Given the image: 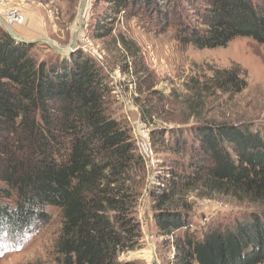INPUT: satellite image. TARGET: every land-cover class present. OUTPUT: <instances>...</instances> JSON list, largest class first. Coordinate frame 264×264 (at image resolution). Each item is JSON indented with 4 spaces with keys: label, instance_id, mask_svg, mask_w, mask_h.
<instances>
[{
    "label": "trees",
    "instance_id": "trees-1",
    "mask_svg": "<svg viewBox=\"0 0 264 264\" xmlns=\"http://www.w3.org/2000/svg\"><path fill=\"white\" fill-rule=\"evenodd\" d=\"M165 1L105 0L116 13L153 6L178 43L199 50L236 38L264 44V0H208L175 18V9L169 17L160 9ZM30 51L0 28V240L30 233L53 206L62 217L60 264H115L140 239L132 181L143 160L129 130L107 114L108 83L93 59L78 51L47 64ZM223 73L237 91L246 86L239 71ZM189 133L188 174L168 170L157 179L167 190L150 192L158 233L175 236L173 264H264V126L196 124ZM172 134L169 151H179L186 143ZM199 184L257 209L196 237L188 211L169 204Z\"/></svg>",
    "mask_w": 264,
    "mask_h": 264
},
{
    "label": "rangeland",
    "instance_id": "rangeland-1",
    "mask_svg": "<svg viewBox=\"0 0 264 264\" xmlns=\"http://www.w3.org/2000/svg\"><path fill=\"white\" fill-rule=\"evenodd\" d=\"M80 2L9 0L21 7L25 18L13 31L24 40L47 38L66 47L76 28ZM207 3L166 0L160 9L167 8L168 17L175 9V18L176 13L190 15L194 7L202 9ZM162 21L153 6L116 13L105 0H88L75 51L61 56L46 43L30 44V55L37 62L53 63L78 51L94 60L109 87L107 114L129 130L136 154L143 160V171L132 181L138 193L134 217L140 239L133 248L119 252L115 264H173L175 236L158 233L150 192L152 188L156 193L167 190L157 179L163 182L172 176L168 170L188 174L190 127L221 123L264 126V44L236 38L224 47L199 50L178 43L174 24L166 26ZM0 28L5 31L1 24ZM228 70L239 71L238 80L246 82L241 91L225 82L223 72ZM147 131L149 140L140 138ZM171 132L186 143L179 151H169L175 146ZM169 206L188 211L196 237L217 223L228 225L257 209L202 184L179 191ZM44 211L47 218L30 233L12 241L0 240V264H60L55 245L61 234V212L53 206Z\"/></svg>",
    "mask_w": 264,
    "mask_h": 264
},
{
    "label": "water",
    "instance_id": "water-1",
    "mask_svg": "<svg viewBox=\"0 0 264 264\" xmlns=\"http://www.w3.org/2000/svg\"><path fill=\"white\" fill-rule=\"evenodd\" d=\"M88 0H81L80 2V7L76 16V31L74 32L73 36H72V40L69 43L68 46L66 47H60L57 44H55L54 42H52L51 40L47 39V38H41V39H37V40H24L21 37H19L14 31L13 28L10 27L3 18L0 17V24L3 26V28L5 29V31L8 33V35L15 41L19 42V43H23V44H32V43H46L54 52H56L57 54L61 55V56H67L69 54H71L73 51H75L77 49V39H78V35L82 30V24H83V16L86 10V6H87Z\"/></svg>",
    "mask_w": 264,
    "mask_h": 264
},
{
    "label": "built area",
    "instance_id": "built-area-1",
    "mask_svg": "<svg viewBox=\"0 0 264 264\" xmlns=\"http://www.w3.org/2000/svg\"><path fill=\"white\" fill-rule=\"evenodd\" d=\"M9 0H0V17L4 19V21L10 26L15 27L18 25L24 24V14L21 7L17 4H9ZM140 138H147L149 140V132H145L144 136H141ZM147 149L149 150V153L152 154V148L150 144L147 142ZM144 158V157H143ZM145 159V158H144Z\"/></svg>",
    "mask_w": 264,
    "mask_h": 264
},
{
    "label": "bare ground",
    "instance_id": "bare-ground-1",
    "mask_svg": "<svg viewBox=\"0 0 264 264\" xmlns=\"http://www.w3.org/2000/svg\"><path fill=\"white\" fill-rule=\"evenodd\" d=\"M76 28H77V25H76ZM76 28H75V31H76ZM75 31H74V32H75ZM79 34H80V33H79ZM78 36H79V35H78ZM77 42H78V39H77Z\"/></svg>",
    "mask_w": 264,
    "mask_h": 264
}]
</instances>
